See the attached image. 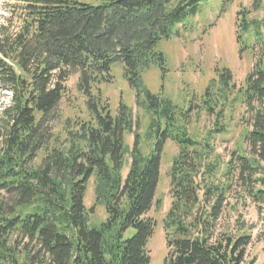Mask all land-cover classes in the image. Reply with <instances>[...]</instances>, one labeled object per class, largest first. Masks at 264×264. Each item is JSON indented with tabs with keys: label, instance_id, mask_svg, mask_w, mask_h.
<instances>
[{
	"label": "trees",
	"instance_id": "16d2710c",
	"mask_svg": "<svg viewBox=\"0 0 264 264\" xmlns=\"http://www.w3.org/2000/svg\"><path fill=\"white\" fill-rule=\"evenodd\" d=\"M10 1L0 23V87L10 94L0 111V264H149L156 223L147 213L168 139L178 152L169 172L172 201L162 221L164 264H243L250 236L217 231L226 188L204 178L197 182L203 168L208 174L215 170L204 164L211 145L189 135L185 121L156 119L172 117L174 105L140 89L141 73L164 64L156 44L206 0H104L96 6ZM236 41L256 54L245 79L244 101L256 104L245 139L250 155L264 161V17L239 10ZM114 62L137 90L135 103L149 114V129L160 133L149 155L141 151L132 109L121 102L112 116L107 101L93 94L111 81ZM73 75L91 113L66 119L55 130L52 116ZM220 76L221 90H228L230 70ZM224 130L220 124L214 132ZM125 133L133 134L131 146L124 144ZM238 160L246 180L255 169L248 157ZM90 183L94 203L87 208ZM99 205L106 218L91 227L89 214Z\"/></svg>",
	"mask_w": 264,
	"mask_h": 264
},
{
	"label": "rangeland",
	"instance_id": "374dc122",
	"mask_svg": "<svg viewBox=\"0 0 264 264\" xmlns=\"http://www.w3.org/2000/svg\"><path fill=\"white\" fill-rule=\"evenodd\" d=\"M89 5H99L104 0H77ZM10 0H0V23L8 16ZM246 10L250 18L264 17V0H206L202 2L195 15L185 17L177 24L173 33L161 39L155 46V52L164 57V64H152L141 73L140 89H145L160 98L168 99L175 107L172 117L159 115L156 119H180L186 122L189 135L199 141H207L211 148L205 159V165H214L212 174L203 168L197 177L212 185L226 188L225 200L217 221L218 232H228L238 237L249 235L250 243L246 247L243 264H263L264 261V193L261 199L253 194L261 190L264 184V161L250 155L245 134L251 129L250 119L255 103L245 100V79L252 71L255 56L250 48H242L236 41L237 12ZM256 50V51H255ZM255 53L258 47H254ZM231 73L230 88L223 87L225 77L222 70ZM110 82L102 83L93 94L99 93L108 103L112 116L117 114L118 106L123 102L132 109L133 117L139 122L134 128L139 135V145L144 155L154 150L160 139V133L149 129L150 116L135 103L137 90L130 86L120 62H114L110 68ZM77 75L71 76L61 101L53 113L52 127L60 130L66 119H87L91 110L84 97L76 89ZM209 84L213 86L208 87ZM143 96V92L140 95ZM10 94L0 87V111L7 104ZM226 98V101H224ZM220 124L223 132H214ZM133 134L125 133L124 144L131 146ZM178 152L177 145L168 139L163 145L160 159L159 182L153 206L147 213L155 220L156 226L148 242L149 264H164L167 253L164 239L163 219L168 211L172 197L169 186V172ZM238 155L251 160L255 170L248 179L241 178ZM252 157V158H251ZM201 194V193H200ZM87 208L94 203L93 185L87 187L85 199ZM106 218L103 206H96L89 214V226H98ZM133 229H128L129 237Z\"/></svg>",
	"mask_w": 264,
	"mask_h": 264
}]
</instances>
